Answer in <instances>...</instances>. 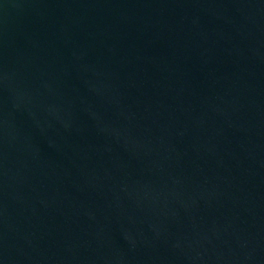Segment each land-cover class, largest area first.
Segmentation results:
<instances>
[{"label":"water","instance_id":"water-1","mask_svg":"<svg viewBox=\"0 0 264 264\" xmlns=\"http://www.w3.org/2000/svg\"><path fill=\"white\" fill-rule=\"evenodd\" d=\"M0 264H264V0H0Z\"/></svg>","mask_w":264,"mask_h":264}]
</instances>
